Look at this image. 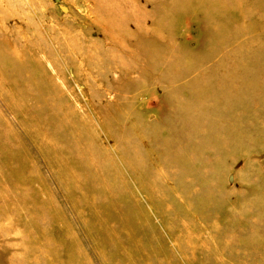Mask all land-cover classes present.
<instances>
[{"label": "rangeland", "instance_id": "rangeland-1", "mask_svg": "<svg viewBox=\"0 0 264 264\" xmlns=\"http://www.w3.org/2000/svg\"><path fill=\"white\" fill-rule=\"evenodd\" d=\"M0 264H264V0H0Z\"/></svg>", "mask_w": 264, "mask_h": 264}, {"label": "bare ground", "instance_id": "bare-ground-1", "mask_svg": "<svg viewBox=\"0 0 264 264\" xmlns=\"http://www.w3.org/2000/svg\"><path fill=\"white\" fill-rule=\"evenodd\" d=\"M152 132V131H151Z\"/></svg>", "mask_w": 264, "mask_h": 264}]
</instances>
